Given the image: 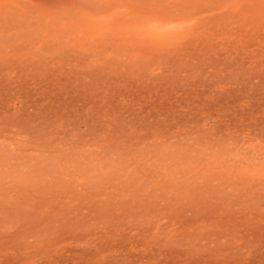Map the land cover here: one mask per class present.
I'll return each mask as SVG.
<instances>
[{"label": "rangeland", "instance_id": "obj_1", "mask_svg": "<svg viewBox=\"0 0 264 264\" xmlns=\"http://www.w3.org/2000/svg\"><path fill=\"white\" fill-rule=\"evenodd\" d=\"M0 264H264V0H0Z\"/></svg>", "mask_w": 264, "mask_h": 264}]
</instances>
